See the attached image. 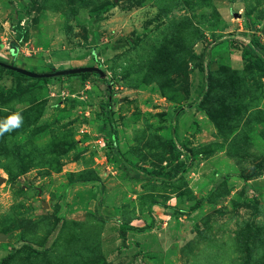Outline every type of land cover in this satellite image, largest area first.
<instances>
[{"label": "rangeland", "instance_id": "374dc122", "mask_svg": "<svg viewBox=\"0 0 264 264\" xmlns=\"http://www.w3.org/2000/svg\"><path fill=\"white\" fill-rule=\"evenodd\" d=\"M0 60L104 72L0 65V264H264V0H0Z\"/></svg>", "mask_w": 264, "mask_h": 264}, {"label": "water", "instance_id": "95a60500", "mask_svg": "<svg viewBox=\"0 0 264 264\" xmlns=\"http://www.w3.org/2000/svg\"><path fill=\"white\" fill-rule=\"evenodd\" d=\"M0 65L4 66L5 68L15 70L21 74L30 76V77H53V76H60V75H65V74H75V73H82V72H96L101 76H104V72L102 69L95 67V66H83V67H77V68H66V69H61L53 72H36V71H31L26 68L20 67L15 64H9L4 61L0 60Z\"/></svg>", "mask_w": 264, "mask_h": 264}, {"label": "clouds", "instance_id": "9594fccd", "mask_svg": "<svg viewBox=\"0 0 264 264\" xmlns=\"http://www.w3.org/2000/svg\"><path fill=\"white\" fill-rule=\"evenodd\" d=\"M22 122L23 117L19 113H13L5 120H0V135L20 127Z\"/></svg>", "mask_w": 264, "mask_h": 264}, {"label": "trees", "instance_id": "16d2710c", "mask_svg": "<svg viewBox=\"0 0 264 264\" xmlns=\"http://www.w3.org/2000/svg\"><path fill=\"white\" fill-rule=\"evenodd\" d=\"M15 28H16V26H14L13 27V30L16 32V30H15ZM19 33H17L16 32V37H19ZM4 67V66H3ZM5 68V67H4ZM6 70H7V72L9 73V74H11V75H14V76H17V75H23V76H27V75H24V74H21V73H19V72H17V71H15V70H12V69H8V68H5ZM66 69V68H65ZM54 71H57L56 69L54 70ZM92 73H95V72H82V73H75V74H69L70 76H72V75H78V74H83V75H91ZM43 78H45V77H43ZM51 78V77H50ZM125 230H123V232H124Z\"/></svg>", "mask_w": 264, "mask_h": 264}]
</instances>
